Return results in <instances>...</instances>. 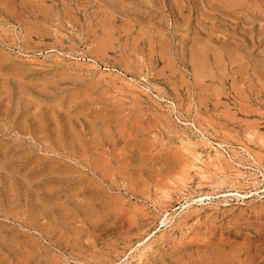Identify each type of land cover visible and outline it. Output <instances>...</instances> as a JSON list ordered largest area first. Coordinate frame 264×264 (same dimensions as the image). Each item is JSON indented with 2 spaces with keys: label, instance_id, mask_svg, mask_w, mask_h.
Masks as SVG:
<instances>
[{
  "label": "rangeland",
  "instance_id": "rangeland-1",
  "mask_svg": "<svg viewBox=\"0 0 264 264\" xmlns=\"http://www.w3.org/2000/svg\"><path fill=\"white\" fill-rule=\"evenodd\" d=\"M0 264H264V0H0Z\"/></svg>",
  "mask_w": 264,
  "mask_h": 264
},
{
  "label": "bare ground",
  "instance_id": "bare-ground-1",
  "mask_svg": "<svg viewBox=\"0 0 264 264\" xmlns=\"http://www.w3.org/2000/svg\"><path fill=\"white\" fill-rule=\"evenodd\" d=\"M217 152V151H216ZM219 153V152H218ZM146 243V242H145ZM142 246L144 247L145 246V244H142ZM147 246V245H146ZM150 246V245H149ZM147 248V247H146ZM145 248V249H146ZM144 250V249H143ZM142 254H143V252L141 253V255H140V258H141V256H142Z\"/></svg>",
  "mask_w": 264,
  "mask_h": 264
}]
</instances>
